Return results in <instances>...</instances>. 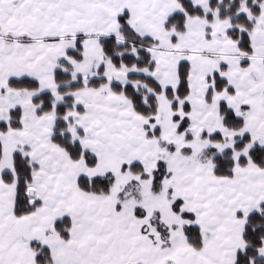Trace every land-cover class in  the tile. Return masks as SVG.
<instances>
[{
	"label": "snow or ice",
	"instance_id": "obj_1",
	"mask_svg": "<svg viewBox=\"0 0 264 264\" xmlns=\"http://www.w3.org/2000/svg\"><path fill=\"white\" fill-rule=\"evenodd\" d=\"M0 264H264V0H0Z\"/></svg>",
	"mask_w": 264,
	"mask_h": 264
}]
</instances>
